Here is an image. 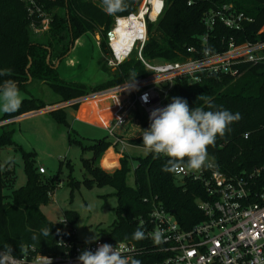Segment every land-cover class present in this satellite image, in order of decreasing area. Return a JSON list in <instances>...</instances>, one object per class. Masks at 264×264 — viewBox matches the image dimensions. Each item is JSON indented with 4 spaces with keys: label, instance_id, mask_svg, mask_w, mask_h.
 I'll use <instances>...</instances> for the list:
<instances>
[{
    "label": "trees",
    "instance_id": "obj_1",
    "mask_svg": "<svg viewBox=\"0 0 264 264\" xmlns=\"http://www.w3.org/2000/svg\"><path fill=\"white\" fill-rule=\"evenodd\" d=\"M142 1L126 0L127 7L123 12L109 16L101 11L100 0H37L44 14L41 16L37 12L31 13L29 6L21 0H0V69L9 73L0 80L12 79L19 89L33 81L42 82L59 98L49 105L34 97L23 99L17 111L6 113L0 121L144 76L146 72L136 49L108 73L106 81L96 86L67 81L55 66V61L67 56L70 45L84 35L99 34L101 49L109 51L107 33L112 29L114 19L136 13ZM223 5H232L251 21L245 22L238 31L216 22L207 32L204 14ZM43 18L48 19V29L41 34L35 33L33 29L41 25ZM146 27L147 39L141 50L143 59L167 62L196 59L201 56V39L205 34L211 52L225 51L230 42L240 44L264 40V0H164L160 15L154 22L147 20ZM188 48L194 50L189 52ZM239 66L241 74L236 78L210 75L202 76L198 82H192L189 77L177 80L167 101L168 104L172 97L178 96L185 98L189 107H205L204 98H207V103L218 109L239 113L240 119L230 125L224 136H218L215 143L207 147L218 169L238 175L248 173L264 162V62ZM72 107L78 108V105ZM50 114L56 123H65L63 109L50 111ZM139 121L142 129L150 123L145 117H140ZM2 131L0 146L11 145V130ZM68 140L91 154L90 158H82V165L89 175L84 184L108 185L114 189L116 219L98 239L112 243L134 242L141 251L132 261L146 264L163 256L148 238L132 239L139 220L148 218L153 205L173 213L184 230L202 219L196 204L197 199L204 198L202 186L187 179L178 181L172 173L163 172L161 168L166 158H156L149 152L144 157L125 154L119 159V168L106 173L99 168L98 161L110 146L109 140L86 145L70 133ZM129 143L144 147L141 136L130 138ZM23 157L26 182L18 189H12L8 196L3 194V189L12 188L14 173L0 170V251L17 258L29 253L31 247L33 254L37 255L62 254L67 250L63 242L70 247L77 242L73 224L78 213L65 211L63 219L57 222L45 217L41 206L49 203V196L60 180L41 177L42 174L32 165L33 153H24ZM134 161V187H128L126 174ZM69 184L79 185L73 180ZM44 229H49L46 237L41 235Z\"/></svg>",
    "mask_w": 264,
    "mask_h": 264
},
{
    "label": "built area",
    "instance_id": "obj_2",
    "mask_svg": "<svg viewBox=\"0 0 264 264\" xmlns=\"http://www.w3.org/2000/svg\"><path fill=\"white\" fill-rule=\"evenodd\" d=\"M21 1L29 6L31 13L37 12L44 16L37 0ZM163 1L158 16L163 9ZM142 8L144 13L141 17L143 23L141 39H135L128 51L124 47L113 45L111 40L113 28L120 18H125L117 17L114 19L112 29L107 33V44L111 55L109 63L114 67L127 59L132 50L136 49L137 57L146 72L144 76L66 102L46 106L37 111L60 109L75 104L80 107L89 101H99L109 96L111 106L101 108L99 115L98 111L93 115L101 118L103 116L99 123L110 141L109 147L121 158L127 154L124 146L145 148L129 143L130 138L140 136V130L135 135L133 127L140 126V117L149 120L152 109L167 105L175 81L189 77L192 82H198L202 76L210 75L236 78L241 74L240 64L264 62V40L246 41L240 44L230 42L225 51L211 52L206 44L207 34L201 39L203 49L201 56L196 59L188 58L177 62L147 61L141 56L142 47L147 39L146 21H155L158 16L154 20L150 19L149 0L143 1ZM141 10L139 7L134 14L139 15ZM250 21L249 17L236 11L232 5H223L203 16L207 32L212 30L216 22L222 23L228 29L238 31L245 22ZM47 24L48 19L43 18L42 27ZM33 30L39 33L38 28ZM193 50V48L187 49L189 52ZM123 51L126 53L119 60L118 56ZM145 95L147 100L143 99ZM104 112L106 114L102 115ZM25 115L28 114L20 117ZM15 118L19 116L0 121V126L10 123ZM38 171L40 174L45 172L42 167L38 168ZM172 174L178 181L187 179L200 183L204 198L197 199L196 204L202 219L184 230L173 213L162 206L153 205L148 218L140 219L138 224L143 226L146 238L152 242H154L151 238L153 232L162 233V242L154 244L157 252L163 256L146 264H264V162L254 170L239 175L223 172L215 165L195 172L185 168L184 171ZM102 243L116 245L117 250L126 255L130 261L141 251L132 241L112 243L98 239L88 244L76 242L71 247L67 242H63L67 250L54 256L33 254L32 247L29 253L21 258L0 251V264H79L77 257L82 251L85 249L94 251Z\"/></svg>",
    "mask_w": 264,
    "mask_h": 264
},
{
    "label": "rangeland",
    "instance_id": "obj_3",
    "mask_svg": "<svg viewBox=\"0 0 264 264\" xmlns=\"http://www.w3.org/2000/svg\"><path fill=\"white\" fill-rule=\"evenodd\" d=\"M38 29L41 34L48 29V24L43 27L40 25ZM99 38V34L79 37L74 41L67 56L59 61L60 63L55 61V66L57 65L63 79L87 86H96L108 79V73L113 70L114 66L109 63L111 59L109 51L101 49ZM19 91L22 100L34 97L42 100L46 105L59 100L47 84L38 81L28 83ZM110 100L109 96H105L92 103L98 108H106L111 106ZM78 108L72 106L61 108L65 113L63 124L55 122L50 111L56 109H50L42 112L36 110L29 113L30 115L19 116L0 128V133L3 132L2 130H11L12 142L11 145L0 146V164L3 165V171L12 170L14 173L12 188L3 189V194L8 196L12 189H18L25 184L23 154L33 153L32 165L36 170L42 167L45 171L41 177L46 179L57 177L60 180L59 186L49 196V203L41 206V212L51 222L62 220L65 211L77 212L78 218L73 224L77 242L88 244L86 241H91L94 236L99 237L114 222L117 201L112 187L96 184L86 186L83 182L89 178V175L82 165V158H90L91 154L88 151L83 152L77 143H69L68 133L81 139L86 145L94 141L108 140V137L97 115L90 116V119H83L87 111H81L79 114ZM87 108L84 107L82 110ZM5 114L0 112V119ZM104 114L106 112L102 115ZM140 129H142L141 124L133 127V133L136 135ZM124 149L131 157H144L148 154L145 148L124 146ZM8 157H12L14 162L5 164ZM120 158L117 152L108 147L101 154L98 166L104 172L112 173L119 168ZM135 164L134 161L126 174L128 187H134ZM70 180L78 182V187L71 186Z\"/></svg>",
    "mask_w": 264,
    "mask_h": 264
},
{
    "label": "clouds",
    "instance_id": "obj_4",
    "mask_svg": "<svg viewBox=\"0 0 264 264\" xmlns=\"http://www.w3.org/2000/svg\"><path fill=\"white\" fill-rule=\"evenodd\" d=\"M101 11L106 15L114 16L123 12L126 0H100ZM9 75L7 70L0 69V77ZM143 99L147 100L145 95ZM205 107H189L185 98L172 97L166 106L157 107L150 111L149 125L140 129L142 143L147 152L156 158H166L161 170L167 173L184 171H200L211 168L214 158H210L207 147L215 143L218 136L222 137L230 125L240 119L239 113H232L228 109H218L207 103ZM22 103L19 88L14 80H0V112L12 113L17 111ZM14 162L8 157L5 164ZM183 166V167H182ZM3 165H0V170ZM49 229L41 232L47 236ZM35 238V237H34ZM92 237V241L98 240ZM146 238L143 226H138L132 234V239ZM151 238L154 243L162 242V233L153 232ZM79 264H139L117 250V246L110 243L100 244L94 251L85 249L77 257Z\"/></svg>",
    "mask_w": 264,
    "mask_h": 264
},
{
    "label": "bare ground",
    "instance_id": "obj_5",
    "mask_svg": "<svg viewBox=\"0 0 264 264\" xmlns=\"http://www.w3.org/2000/svg\"><path fill=\"white\" fill-rule=\"evenodd\" d=\"M151 4V10H150V19L154 20L161 9L162 6V0H149ZM141 13L138 14H132L130 17L120 18L114 26V31L111 33V40L113 45H116L117 47L121 48L124 47L126 51H128L131 48V45L133 41L137 38L141 39L143 35V23L141 21L142 14L144 13L143 9L141 7ZM126 51L122 52L121 55L118 56V59L121 60L126 53ZM97 100L89 101L87 103L82 104L81 106H86L90 111H93L91 116H93V113L97 112L95 108H92L95 104L92 103ZM88 105V106H87ZM99 115V110H98ZM103 119L100 118L99 121Z\"/></svg>",
    "mask_w": 264,
    "mask_h": 264
},
{
    "label": "crops",
    "instance_id": "obj_6",
    "mask_svg": "<svg viewBox=\"0 0 264 264\" xmlns=\"http://www.w3.org/2000/svg\"><path fill=\"white\" fill-rule=\"evenodd\" d=\"M88 106V105H87ZM84 107H86V106H80L79 108H78V113L80 114L81 113V111H87V115L83 118V119H90V116H91V112H90V109H88L87 107V109H85V110H82V108H84ZM92 108H95L97 111L98 110H100L101 108H98V106L96 107L95 105L92 107ZM26 116V115H25ZM103 117V116H102ZM101 117H99V119H100Z\"/></svg>",
    "mask_w": 264,
    "mask_h": 264
},
{
    "label": "water",
    "instance_id": "obj_7",
    "mask_svg": "<svg viewBox=\"0 0 264 264\" xmlns=\"http://www.w3.org/2000/svg\"><path fill=\"white\" fill-rule=\"evenodd\" d=\"M71 48H72V45H70V50H69V52L71 51ZM68 52V53H69ZM46 61L48 62L49 61V55L47 56V58H46ZM59 62V61H58ZM57 66V65H56ZM29 113H31V112H29ZM29 113H27V114H29ZM30 115V114H29Z\"/></svg>",
    "mask_w": 264,
    "mask_h": 264
}]
</instances>
